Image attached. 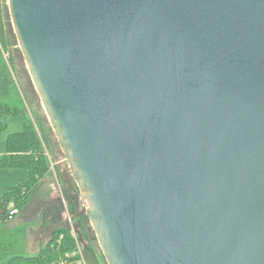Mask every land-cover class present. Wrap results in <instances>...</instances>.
Here are the masks:
<instances>
[{"label": "water", "instance_id": "obj_1", "mask_svg": "<svg viewBox=\"0 0 264 264\" xmlns=\"http://www.w3.org/2000/svg\"><path fill=\"white\" fill-rule=\"evenodd\" d=\"M8 7L79 190L51 232L86 215L107 264H264V0Z\"/></svg>", "mask_w": 264, "mask_h": 264}, {"label": "trees", "instance_id": "obj_2", "mask_svg": "<svg viewBox=\"0 0 264 264\" xmlns=\"http://www.w3.org/2000/svg\"><path fill=\"white\" fill-rule=\"evenodd\" d=\"M7 2L0 0V135L6 128L8 117L23 114L26 120L22 131L9 134L6 152L0 158V168H22L27 171L28 177L0 195V264H84L78 254L73 256L72 253L77 250L78 243L86 254L88 252L85 239L89 237L82 231L85 227L84 218H88L86 215L80 216L82 233L77 234V238L70 230L59 228L46 236L32 252L27 245L29 227L15 223L41 180L49 174L52 160L47 155V151L51 150L46 133L48 120L37 113L36 125L19 87L13 50V46L18 43L11 26ZM37 109L41 111L42 107ZM56 174L60 179L61 175ZM14 209L18 210L17 214L11 213ZM68 209L72 213L75 203H68Z\"/></svg>", "mask_w": 264, "mask_h": 264}, {"label": "rangeland", "instance_id": "obj_3", "mask_svg": "<svg viewBox=\"0 0 264 264\" xmlns=\"http://www.w3.org/2000/svg\"><path fill=\"white\" fill-rule=\"evenodd\" d=\"M8 11H9V7H8ZM11 26L13 29L12 22H11ZM13 33L15 35L14 29H13ZM15 39L17 41L16 35H15ZM13 50H14V60L16 63V76L19 81V87L24 94L26 104L29 109V115L37 125V113L38 114L41 113L43 117L46 116V113L41 104L39 95L35 89L30 73L27 69L26 62L23 57L19 44L17 46L14 45ZM40 106L42 107L41 111L37 109L38 107L40 108ZM25 120L26 118L23 114L13 115L6 119V128L2 131L0 135V158H2L6 152L7 149L6 143L9 134L22 131L24 129ZM46 133L48 135V139L51 147L50 152L47 151V155L52 160V165L56 161L61 159H64V162L63 164H61L62 167L60 168V171L57 170L58 169L57 165L54 166L56 170L55 173H58L59 176L61 175L60 179H58V177L52 173V174H48L43 180H41L39 187L31 195L29 202L23 209H21L19 216L15 220L16 224L27 225L29 227L27 245H28V249L31 252L36 250L38 244L46 236L52 234L51 230H49L48 228L49 220L47 218L46 221L40 219L41 216L40 214L45 210L43 208L37 210L36 207H38V205H40L41 203L47 205L50 199L52 200L54 198L56 199L59 197H64L66 193L71 194L79 191L77 184L71 174L69 166L64 158L63 152L58 143L56 135L53 129L51 128L49 120L46 125ZM27 177H28V173L25 169L0 168V195L3 194L7 188L22 183L27 179ZM75 202L76 204H78L79 200L76 199ZM64 205L68 206L67 202H65ZM63 217L65 219L69 218L70 213L68 211L64 212ZM83 223L85 227L82 231L84 234L86 232L89 237V239L86 238L85 241H86V245H88V247L90 248V249L87 248L88 251L87 254L83 249V256L85 258L86 264H107V261L103 255V252L99 245L93 226L86 217L84 218ZM79 231L81 234L82 233L81 227H79ZM75 234L77 235L78 233L75 232ZM93 251L95 253H93Z\"/></svg>", "mask_w": 264, "mask_h": 264}, {"label": "flooded vegetation", "instance_id": "obj_4", "mask_svg": "<svg viewBox=\"0 0 264 264\" xmlns=\"http://www.w3.org/2000/svg\"><path fill=\"white\" fill-rule=\"evenodd\" d=\"M75 201H76L75 199H71L68 203L71 204L75 203V207H76ZM41 208H43L45 211L40 214L41 215L40 217H42L43 221H46V218L49 220V225H48L49 230H52L54 226L57 225V223H59L61 220L64 219L63 217L64 213L61 211L62 205L59 204L57 200L54 203H51L49 201L47 205L41 203L40 205H38V207H36L37 210H40Z\"/></svg>", "mask_w": 264, "mask_h": 264}, {"label": "built area", "instance_id": "obj_5", "mask_svg": "<svg viewBox=\"0 0 264 264\" xmlns=\"http://www.w3.org/2000/svg\"><path fill=\"white\" fill-rule=\"evenodd\" d=\"M11 213H12V214H17V213H18V210L14 209V210L11 211ZM71 223H73V222H71ZM70 231H71V233L74 235V237L77 238V235L75 234L76 231H75L73 228H72ZM76 254H78V255L82 258L84 264H86V263H85V258H84V256H83V249H82V246H81L80 243H78L77 250H76L75 252L72 253L73 256L76 255ZM67 255H68V254H67Z\"/></svg>", "mask_w": 264, "mask_h": 264}, {"label": "crops", "instance_id": "obj_6", "mask_svg": "<svg viewBox=\"0 0 264 264\" xmlns=\"http://www.w3.org/2000/svg\"><path fill=\"white\" fill-rule=\"evenodd\" d=\"M63 162H64V159H61V160H58V161H56L51 167V170H50V172H49V174H55V176H57V174L55 173L56 172V170H55V168H54V166L55 165H57L58 166V171H60V168L62 167V165L61 164H63ZM63 169H64V166H63ZM55 170V171H54ZM62 170V169H61ZM60 173V172H59ZM52 195V194H51ZM50 201H51V199H50Z\"/></svg>", "mask_w": 264, "mask_h": 264}]
</instances>
